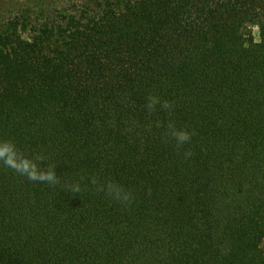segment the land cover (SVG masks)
<instances>
[{
	"label": "trees",
	"instance_id": "trees-1",
	"mask_svg": "<svg viewBox=\"0 0 264 264\" xmlns=\"http://www.w3.org/2000/svg\"><path fill=\"white\" fill-rule=\"evenodd\" d=\"M170 119L195 133L179 149ZM0 139L84 177L73 195L0 164V264H264V0H88L3 20Z\"/></svg>",
	"mask_w": 264,
	"mask_h": 264
},
{
	"label": "clouds",
	"instance_id": "clouds-1",
	"mask_svg": "<svg viewBox=\"0 0 264 264\" xmlns=\"http://www.w3.org/2000/svg\"><path fill=\"white\" fill-rule=\"evenodd\" d=\"M158 104L162 110L171 116L174 105L167 100L161 102L155 96L148 97L146 108L149 112H153ZM194 134L186 128H178L175 121L170 119L164 133V141L173 140L179 149L189 143ZM191 155L190 150L184 152L186 159ZM41 161L44 160L38 155L34 158L25 155L12 140L0 139V164L5 168L31 182L46 183L52 187L59 186V188L73 195L82 191L81 181L84 177H80L79 180H62L61 175H57L55 167L48 164L47 168H44L41 166ZM90 183L94 186V191L104 193L107 198L119 204L127 206L134 200L133 193L130 190L113 180L101 182L99 177L92 176Z\"/></svg>",
	"mask_w": 264,
	"mask_h": 264
},
{
	"label": "rangeland",
	"instance_id": "rangeland-1",
	"mask_svg": "<svg viewBox=\"0 0 264 264\" xmlns=\"http://www.w3.org/2000/svg\"><path fill=\"white\" fill-rule=\"evenodd\" d=\"M88 0H0V23L10 17L26 13L31 19L38 20L59 17L63 11L76 10ZM255 39H258V30L253 27Z\"/></svg>",
	"mask_w": 264,
	"mask_h": 264
}]
</instances>
